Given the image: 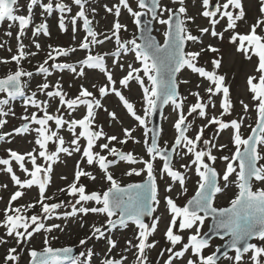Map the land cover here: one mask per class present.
Masks as SVG:
<instances>
[{
	"label": "snow or ice",
	"instance_id": "6c2138e0",
	"mask_svg": "<svg viewBox=\"0 0 264 264\" xmlns=\"http://www.w3.org/2000/svg\"><path fill=\"white\" fill-rule=\"evenodd\" d=\"M73 3L79 6V11L70 18L69 23L75 34L77 21L82 19L86 35L78 47L87 51L86 56L76 63L56 62L59 57L67 58L70 54H74L77 48H51L47 59L39 64L34 73L21 66L22 61L27 57L36 55L34 52L25 51L26 46L22 40L26 29L33 24V9L39 6L49 15L58 9L61 14L59 28L67 32L68 25L65 23L64 13H70L72 8L63 0L55 4L52 0H48L47 3H43L42 0H29L25 5L27 14L19 15L17 14L19 0H0V25L7 22L9 29L13 25H18V50L11 56V61L17 65L16 70L0 77V94H3L0 98V129L7 125V117L16 115L12 106L14 102L21 101L25 112L21 118L23 123L19 127H15L11 132H0V141L8 142L6 138L14 139L16 135L34 131L36 134L34 143L37 145L36 148L24 153L7 149L8 158H0V165L4 166L0 170L9 174L11 181L18 186L4 209V218L0 220V227L6 230V235L12 237L17 245H21L41 231L51 233L53 229H59V224L46 223L54 216L57 219L61 217L68 219L87 216L90 213L100 214L107 218L105 225H92L91 234L81 239L79 243L87 245L93 238L97 240L104 238L108 244L107 252L112 253L118 247V242L112 239L110 234L106 235V231L117 229L118 226L126 228L131 222L137 229L134 237L137 243L128 240L126 250L136 249L135 264H150L148 252L158 243L155 240L150 241V237L157 232L160 222V217L154 216L161 205L156 168L159 160L162 162L159 179L164 180L167 177L170 181L166 187L168 193L172 192L175 183L180 185L184 193L188 191L185 185L189 171L194 170L198 177L195 195L187 201L186 205L179 206L170 195L164 197L165 208L170 214V221L164 233L169 247L158 254L163 257L165 252L168 253L164 264H180L181 261L183 264H218L220 260L218 253L221 252L219 247L211 254L205 255V250L211 244V236L209 233L202 232V229L209 218L213 222L210 232L214 231L218 238H226L228 247L234 249V256H229L227 251L222 253L225 258L232 261V264H248V261L244 259L245 254H250L251 264H264V187L254 188V182L264 185V164L260 163L264 161V34H262L264 33V0H260L259 7L262 18L257 19L246 33L237 31V22L242 21L246 16L243 0H224L222 3L219 0H201L200 15L208 18L210 24V27L198 29L201 35L210 34L223 41L225 33L231 30L229 43L234 45L236 51L242 53L247 61L252 62L255 58V74L247 77V86L256 112V120L254 127L248 125L251 134L247 138L241 132L244 124L243 116L227 121L224 119L232 114L234 105L226 75L219 72L223 57L218 56L211 61L212 70L198 66L203 52L219 53L220 49L209 44L198 51L187 50L189 42L195 45L202 44L203 41L200 35H194L188 28L187 22H194L195 18L187 15L188 10L184 0H173V3L179 5L175 9L163 5L161 0H137L139 10H134L129 0H119L117 5L106 7V10L114 13L117 19L111 29V35H104L102 39L99 38L101 34L93 29L92 21L86 14L85 5L88 0H73ZM121 8L132 16L140 33L139 37L133 36L130 40L121 38V30L127 31V25L119 21ZM146 15L150 16V21L142 20V17ZM225 18L226 27L218 32L216 26ZM152 21L165 26L163 43L158 42L150 34L149 25ZM258 29L260 32L257 31ZM41 33L50 35L46 22L34 26L33 37ZM6 34L12 35L11 31ZM113 38L116 44L114 52L94 53V46L103 45L105 41ZM35 47L40 49L41 46L37 42ZM128 53L132 54L133 60L139 66L128 63L126 74L122 78H114V72L109 70L105 58H113V68L125 70V64L120 62V58L122 54ZM49 61L53 63L49 65ZM0 63L7 64L9 61L3 60ZM86 69L99 70L105 75L106 83L100 87L96 85L93 87L97 89L100 97H107L110 94L118 97L126 112L134 118L138 126L143 128V141L134 136L135 127L122 128L123 139H120L117 135L106 133L102 126L96 125L97 111L103 109L107 112L108 110L104 108L96 93L89 88L81 85L78 95L69 98L59 80L55 84L47 80V77L52 75V71L64 72L65 70L83 78L87 74ZM185 70L198 74L208 82L205 89L208 94L206 100L198 91L189 93L196 98V102L188 107L187 113H185L187 97L181 95L179 88L181 83L187 84L188 80L178 79ZM41 74L45 77V81L38 84L35 91L29 92L28 80H31L34 75ZM132 82H135L142 90L143 115L138 114L135 104L122 91V89H130ZM38 93L44 94L46 99H39ZM216 96L221 97L222 111L219 116L209 117L208 109L210 105L215 109L216 103L213 97ZM53 101L57 103V107L50 112L49 108ZM240 104L244 113H248L249 104L244 103L243 100ZM81 105L85 106L86 114L82 118H71V114ZM164 105H172L178 116L174 122L176 131L174 143L170 147L167 144L161 146L160 131L148 126L149 117ZM29 108H35L43 115L38 116L36 112L29 113ZM64 113H68L70 118L66 119ZM108 115L112 120L118 119L116 111L108 112ZM189 117H193V120L196 117L207 120V123L198 128L194 137L188 134L193 126V121H190ZM209 126L216 127L215 135L212 139H202L205 129ZM65 128L70 133L71 138L67 141L70 146H65V137L60 134ZM227 129L232 130L231 140L235 145V152L231 156L220 157L227 162L221 177L214 166L218 158L213 154V149L227 148L225 144L214 142L219 133ZM149 133H152L151 138ZM102 138L106 142H100ZM82 140L85 143L82 144ZM114 141L119 144H126L129 141L136 144L142 142L145 146V156L134 155L132 152L117 148L113 145ZM201 142L207 147H199ZM50 143L55 146L54 150H50ZM105 150L107 154H102ZM61 154L69 157L79 154V159L75 165L72 182L66 188L59 189L61 193L71 196L74 203L69 202L71 211L59 213L57 210L65 207V201L49 202L56 197L55 194L48 196L46 193L52 182L54 165L60 162ZM175 156H180L181 159L190 156L191 159L188 163H181L180 168H177L174 164ZM13 161L26 174L25 178L22 179L17 175ZM28 162L31 168L27 166ZM121 162L129 165L124 173L126 176L146 174V180L141 183L122 185L110 170L112 166L119 165ZM82 164L95 165L100 169L102 179L108 184L106 190L90 192L87 190V186L81 183V178L95 181L97 177L86 171ZM135 165H142V167ZM233 174L236 175L235 183L238 192L227 207L218 208L215 206L217 194H223ZM63 178L66 179V177ZM221 179L224 182L223 187L220 183ZM33 186L38 188V199L33 203L14 207L13 202L22 198L25 191L32 189ZM2 187L7 188V185ZM89 202H94L95 206H89ZM37 205L40 208L38 213L27 214L29 209H35ZM150 216L153 217L151 225L145 222V217ZM183 232L191 233L187 236L186 242L185 236L180 234ZM253 238H256L260 244L252 243ZM52 239L56 237L53 236ZM6 242L0 239V244ZM43 244L45 247L41 250L35 248L30 250L31 264H92L94 255L92 249H88L86 253L81 252L77 257L73 255L72 247L54 248L47 237L44 238ZM186 254H190V258H186ZM80 257L85 259L81 260ZM19 260L17 248L8 249L5 264H19ZM101 264H126V257L121 256L117 259L105 256Z\"/></svg>",
	"mask_w": 264,
	"mask_h": 264
},
{
	"label": "rangeland",
	"instance_id": "374dc122",
	"mask_svg": "<svg viewBox=\"0 0 264 264\" xmlns=\"http://www.w3.org/2000/svg\"><path fill=\"white\" fill-rule=\"evenodd\" d=\"M29 2V0H19V11L17 14L26 15L27 10L25 5ZM43 3H47L48 0H42ZM52 2L58 3L61 0H52ZM64 3L69 4L72 8L70 13H64L66 19L65 23L68 25V31H62L59 28V19L60 12L59 10H54L51 15L44 12V10L37 6L33 9V24L30 25L26 29L25 35L22 37L23 43L25 44L26 52H34L35 56H29L24 61H22L21 66L27 70L35 73L36 68L42 63L45 59H47L48 53L51 51V48L55 47H76L77 51L74 54H70L69 57H59L56 62H69L76 63L77 61L83 59L87 51L83 49H79L78 45L82 41L83 37L86 35V30L83 28V21H77V31L75 34L72 32V25L69 23V20L72 16H74L79 11V6H76L73 3V0H63ZM131 6L134 10H139L137 5V0H129ZM185 6L187 7V15L195 18L193 21H188V28L192 31L194 35H200L203 41L202 44L193 45L192 42H189L187 45V50H199L201 47H206L211 44L220 49L219 53H212L210 51H205L202 53L199 58L198 66H204L208 70H212L211 61L218 56H222V66L219 69L221 74L226 75V82L230 86V93L232 102L234 105L233 112L230 116L224 117V119H239L241 116L244 117V124L242 125L241 132L242 135L247 138L250 134L251 130L248 125H252L254 127L256 120V112L253 107V102L251 98V94L248 91L247 86V77L249 75L255 74L254 72V64L255 58L252 62L247 61L242 53L236 51L234 45L229 43V36L232 34L231 30L225 33V38L223 41L218 38L212 37L210 34H202L198 31L199 28L210 27L209 19L200 15L202 11L201 0H184ZM219 2H224V0H219ZM119 0H88V3L85 5L87 9L86 14L89 19L92 21V27L95 31L100 33L99 38H103L104 35H111V29L115 20L117 19L114 13H109L106 10V7H113L117 5ZM161 3L165 6L172 7L173 9L179 7L177 3H173V0H161ZM246 16L242 21H238L237 31L241 33H246L250 30L252 24L256 22L257 19L262 18L261 13L259 11L260 0H243ZM95 9V11H92ZM231 10V9H230ZM167 14L165 13V18ZM219 18V17H218ZM119 21L121 24L127 25V31L121 30L120 36L122 39L130 40L133 36L137 37V26L133 22L132 16L123 8H121V15L119 17ZM46 22L48 24L50 35H44L43 33L38 34L36 37H33L32 33L34 31V26L39 25L40 23ZM154 33L162 43L164 40V31L165 26L160 25L159 23L153 21ZM226 27V18L221 21L219 25L216 26V30L222 31L223 28ZM11 31L12 35L8 36L6 33ZM260 32V29L257 30ZM17 32L18 25H13L11 29L8 28L7 22L0 25V61L8 60L9 63L4 64L0 63V76L3 77L10 71H15L17 65L15 62L11 61V56L15 55L18 50V40H17ZM264 34V33H262ZM75 36V38H73ZM40 44V49H36L35 43ZM139 42V40H138ZM51 46V47H50ZM11 49V51H9ZM116 49L115 38L110 41H105L103 45L94 46V53H112ZM106 63L109 70L114 72V78H122L123 75L126 74L127 64L133 63L134 66H139L137 62L133 60V56L131 53L122 54L120 58V62L125 64V70H121L118 67L113 68V58L106 57ZM49 65L53 63V61L48 62ZM51 70V69H50ZM86 76L83 78L77 77L74 73H71L67 70L64 72L52 71V75L47 77L48 82L51 84H55L57 80H59L63 85V90L68 94L69 98H74L78 95V91L81 85L89 88L90 91L96 93L97 98L101 99V103L108 111H104L103 109H99L97 111L96 117V125L102 126L104 131L109 135H117L120 139H123L122 128L125 127H135L136 132L134 136L136 139L143 141V128L138 126L137 122L131 117L126 109L122 106V102L119 101L118 97L114 94H110L107 97H100L97 89L93 87L96 85L97 87L103 86L106 83V77L99 70H90L86 69ZM26 80L28 78H25ZM178 79L180 80H188L187 84L181 83L180 85V93L182 96L187 97L185 101V113H187L188 107L196 102V98L190 95V92H199L202 97L207 99L208 94L205 92L206 87L208 86V82L203 78L199 77L198 74L191 73L190 70L183 71ZM45 81V77L41 75H34L31 80H28L29 84V92L35 91L37 85L43 83ZM119 87V85H118ZM124 95L136 106V110L138 114L143 115L144 102L142 99V90L135 83L132 82L130 89H122ZM3 97V94L0 95V98ZM38 97L41 100L46 99L44 94L38 93ZM220 96L213 97L214 102L216 103L215 109L209 106L208 113L209 117L212 115L219 116L222 111L220 107ZM243 100L244 103L249 104V112L244 113L242 105L240 101ZM13 109L16 113L15 116H9L6 119L8 120L7 125L0 129V132H11L15 127H19L22 121V116L25 115L24 108L22 102L17 100L16 103H13ZM57 107V103L53 101L49 108V111L52 112ZM116 111L118 114L117 120H112L108 115V112ZM28 112H36L38 116H42L43 113L38 111L35 108H29ZM86 114L85 106L81 105L79 109L71 114V118H82V116ZM65 118H70L68 113H64ZM150 118L148 119V126L150 128ZM178 118L177 112L173 110L172 105H167L164 110L163 118H162V131L159 138V142L161 146H165L167 144L169 147L172 143H174V137L176 135V131L174 129V122ZM190 121H193V126L189 130L190 136H195L198 128L205 123H207L206 119L196 117L193 120V117H189ZM35 127V125H33ZM53 128H55L53 124ZM216 133L215 126H209L205 129V135L202 139H212ZM61 135L65 137L66 145L70 146L67 141L70 140V133H68L67 129L61 130ZM35 132L16 135L14 139L6 138L8 142L0 141V158H8L6 154L7 149H12L21 153L31 151L33 148H36L35 145ZM150 138V133H149ZM232 130L227 129L223 132L219 133V135L215 139V143L217 144H225L227 148L223 150L213 149V154L217 156V161L215 162V167L218 169L221 177L226 168V161L220 159L222 156H231L235 152V145L232 143ZM100 142H106L103 138ZM81 143H85L83 140ZM117 148H122L126 152H132L134 155L145 156V146L141 142L140 144H136L133 141H129L126 144H119L117 142H113ZM201 148H205L207 146L201 144L199 145ZM50 150H54L55 146L53 144H49ZM97 150H99L97 148ZM102 154H107L106 150ZM147 158V157H146ZM79 159V154H74L69 157L65 154H61V160L57 164L54 165V171L52 173V182L47 189V195L52 196L55 194L56 199L49 202H59L61 200L65 201V207L58 209L57 212L62 213L64 211H71L69 202H73L74 200L67 193H61L59 189L66 188L68 184H70L74 178V170L77 160ZM112 159V157H109ZM191 157H184L181 159L180 156L174 157L175 167L180 168L181 163L190 162ZM41 162H43L41 160ZM238 163V162H237ZM260 163L264 164V161H260ZM14 170L17 172V175L21 176V178H25V175L16 165V162L13 161ZM27 166L31 168L30 162L27 163ZM136 167H142V165H135ZM162 166V162L159 160L156 163L157 175H158V184L160 186V198L161 205L158 208L157 212L154 213V216L160 217V222L158 226L157 232L150 237V241L155 240L158 243L156 247L148 252V257L150 264H164V260L167 258L168 253L165 252L163 257H160L158 254L169 247V244L165 238V231L168 227L170 221V214L165 208V195H170L179 206H184L185 202L195 193L197 187L198 177L195 175L194 170L189 171L187 173L188 179L186 180V187L188 191L186 193L183 192V189L180 187L178 183L173 185L172 192H166L167 183L170 182L169 178L165 177L164 180L159 179V169ZM4 166L0 165V169H3ZM82 167L86 171L91 172L93 175L97 177L95 181L89 180L88 178L82 177L81 183L87 186V190L90 191H103L106 190L108 184L105 180L102 179V173L100 169L93 165L88 166L87 164H82ZM129 165L125 162H121L119 165L112 166L110 170L114 173V176L121 181L122 185L129 184L135 181L144 180L146 174H142L141 176H126L124 173L128 169ZM182 170V169H181ZM239 171V169H237ZM63 177H66L64 179ZM236 175L233 174L230 177V182L225 188L223 194H218L215 199V206H227L230 203V200L234 198L235 194L238 192V188L236 187ZM221 186L223 187V180L220 181ZM7 185V188L2 187V185ZM256 187H264V185L259 182H254V188ZM18 186L14 185V183L10 179V175L5 171L0 170V220H3V212L6 208L10 196L17 190ZM38 199V188L33 186L32 189L26 190L25 195L13 202V206L17 207L20 205H27L35 202ZM89 206H95L94 202H89ZM40 211L39 205L35 209H29L27 214H35ZM106 217L100 214L90 213L87 216L77 217V218H68L65 219L63 217L57 219L55 216L46 221L47 224H59V229H53L51 233H45L41 231L39 234H34L31 240L26 241L21 245H17L16 241L12 237H8L6 235V230L3 227H0V239L6 240V243L0 244V264H5V257L7 255L8 249L12 247H16L18 254L20 256L19 264L28 263L30 258V250L35 248L37 250H41L45 247L43 244V240L45 237L49 238L52 247H62L66 245H77L80 247L81 252H87L88 249H92L94 255L92 258V264H101L103 258L105 256H111L112 258H120L121 256L126 257V264H135V252L136 249H127V241L132 240L133 243H137L134 239L137 234V229L135 225L131 222L128 227L124 229H114L106 231V235H111V238L118 242V247L113 250L112 253H108V244L104 238L97 240L95 238L91 239L87 245H81L79 241L84 239L85 237L91 234V226H101L105 225ZM153 221V217L151 221L148 223L151 225ZM210 219L205 221L202 232H206L209 226ZM185 236V242L187 236L191 233L183 232L180 233ZM56 237V239H52V237ZM223 240L214 238L211 240L210 247L205 250V255L211 254L216 248L222 244ZM254 243L260 244L258 240H255ZM179 247V246H178ZM178 250V248L176 249ZM235 253H230L229 256H234ZM250 254H245L244 259L248 261V264H251L249 259ZM79 257V255L77 256ZM186 258H190V254H186ZM81 260L85 259V257H80ZM183 264V261L180 262ZM218 264H232V261H229L227 258L221 259Z\"/></svg>",
	"mask_w": 264,
	"mask_h": 264
},
{
	"label": "water",
	"instance_id": "95a60500",
	"mask_svg": "<svg viewBox=\"0 0 264 264\" xmlns=\"http://www.w3.org/2000/svg\"><path fill=\"white\" fill-rule=\"evenodd\" d=\"M150 19H151V18H150L148 15L142 17V20H143V21H150ZM149 26L151 27V33H150V34H151L153 37H155V39H156L158 42H160L159 39H158V37L153 33V30H154L153 21L151 22V24H150ZM139 36H140V33H139V31H138V33H137V37H139ZM165 107H166V105H164V106H162L161 108H159V109L157 110V112H156L155 114H153L152 117H151V128H152V129H155V130H157V131H160V134H161V126H162V116H163V113H164ZM250 134H251V133H250ZM151 135H152V133H151ZM159 138H160V136H159ZM217 171H218V170H217ZM145 180H146V179H145ZM145 180L140 181V182H134V183H141V182H144ZM190 199H191V198H190ZM186 203H187V202H186ZM185 205H186V204H185ZM151 219H152V216H150V217H145V221H147V222H150ZM212 225H213V222H212V220H211L210 223H209V228H208V230L205 232V233H209V235L211 236V240H212L213 238H218V237L215 236V232H214V231H211V232H210V229H212ZM220 239H221V238H220ZM254 239H256V238H253V239L251 240V242H252ZM224 240H225V241H224L220 246H218V247L220 248V250H221V252L218 253V255H220V260L224 257V256L222 255L223 252L227 251V252L229 253V252L234 251V249L229 248L228 245L226 244V238H225ZM65 247H72V248H73V255H74V256H77V255L79 254V252H80V249H79V247H78L77 245H74V246H65ZM56 248H63V247H56ZM27 264H31V260H30Z\"/></svg>",
	"mask_w": 264,
	"mask_h": 264
},
{
	"label": "trees",
	"instance_id": "16d2710c",
	"mask_svg": "<svg viewBox=\"0 0 264 264\" xmlns=\"http://www.w3.org/2000/svg\"><path fill=\"white\" fill-rule=\"evenodd\" d=\"M14 103H16V102H14ZM117 229L119 230V229H124V228H123V227H118ZM89 241H90V240H89ZM89 241H88V242H89Z\"/></svg>",
	"mask_w": 264,
	"mask_h": 264
}]
</instances>
